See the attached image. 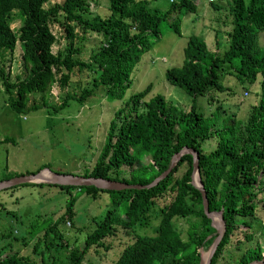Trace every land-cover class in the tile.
Wrapping results in <instances>:
<instances>
[{"label":"trees","instance_id":"trees-1","mask_svg":"<svg viewBox=\"0 0 264 264\" xmlns=\"http://www.w3.org/2000/svg\"><path fill=\"white\" fill-rule=\"evenodd\" d=\"M90 1L61 0L44 7L47 0H0V61L6 52L10 57L18 44L23 68L12 81L0 62L2 92L14 112L39 110V105L27 106L30 96L46 94L54 82L66 85L74 72L83 69L91 73L87 85L78 96L64 94L56 107L43 101L48 114L67 107L68 101L81 105L99 92L105 100L122 99L131 83L132 69L161 36L160 24L165 22L170 32L180 35V16L197 8V0H170L163 11L148 7L156 0H105V10L91 14ZM208 4L213 11L225 10L227 14L223 24L228 28L225 47L221 52L211 51L201 38L191 34L182 49V63L164 73L169 85L190 97L189 108L179 109L161 94L148 98V83L122 100L108 123L92 167L76 175L146 185L168 167L173 154L183 146L195 151L207 209L220 212L224 221V234L210 259V264H219L234 230L252 227L257 218V194L264 189V45L259 44V34H264V0H224L222 4L209 0ZM13 11L19 20L15 30L10 27L15 20ZM53 23L61 27L63 39L68 41L55 53L51 51ZM213 30L216 34V28ZM86 33L98 34L101 39L82 59L78 55ZM216 47L219 43L215 39ZM230 77L245 80L244 96L250 93L246 86L257 82V102L243 119L237 118L236 111H227L214 93L232 94ZM205 95L206 102L216 103L207 117L195 103L197 97ZM238 104L236 97L233 105L236 108ZM211 138L216 140L215 147L205 151L203 145ZM191 171L192 157L185 153L163 179L148 188L105 190L56 185L67 194L64 212L40 226L24 227L20 235L9 225L0 233V264H82L90 248L94 255L101 252L100 258L102 252L109 251L113 245L108 239L118 232L127 241L108 264H199V249L207 248L216 233L202 211L199 190L191 184ZM72 189L75 193H70ZM100 193L107 194L108 207L90 230L73 236L71 245L59 225L72 223V207L79 195L95 199ZM0 214L14 216L1 202ZM177 219L184 220L187 227L175 226ZM154 220L156 225L151 228ZM148 227L153 234L146 233ZM252 237L251 233L244 234L245 241ZM10 240L24 244V251L13 248ZM58 248L64 253L60 255ZM255 260L264 261L257 242L242 250L234 264Z\"/></svg>","mask_w":264,"mask_h":264},{"label":"rangeland","instance_id":"rangeland-1","mask_svg":"<svg viewBox=\"0 0 264 264\" xmlns=\"http://www.w3.org/2000/svg\"><path fill=\"white\" fill-rule=\"evenodd\" d=\"M60 1L47 0L43 6L48 7ZM223 2L224 0H220L221 4ZM195 3L197 8L194 13L180 16V35L170 32L165 22L160 24L161 36L140 57V60L132 69L130 73L131 83L123 91L122 99L105 100L99 92L89 97L81 105L68 101L67 107L56 114H48L43 106V101L56 107L61 103L64 94L70 93L78 96L81 88L87 85L91 73L87 69H83L80 72H74L66 85L59 86L57 82H54L46 94L30 96L27 106L36 104L40 106L39 110L19 114L9 107L2 92L3 87L0 84V181L7 177L12 178L30 174L39 167H45L56 173L69 174H79L84 168L90 169L104 142L108 123L116 108L121 106L122 100L130 94L142 90L148 83H151L148 98L155 94H161L169 103L179 109L187 110L191 101L190 97L180 88L171 86L166 82L165 70L169 67L179 66L182 63V49L189 35L195 34L201 38L209 50L221 52L226 45L225 31L228 29L227 26L223 25L227 21L225 10L213 11L208 4L209 0H197ZM169 4L170 0H156L150 2L148 7H156L163 11L170 6ZM105 8V0H97V3L92 0L89 2L91 14L101 13ZM11 16L16 17L14 11ZM18 23L19 20L15 18L10 24L11 29L15 30ZM214 28L218 31H216V34ZM51 31L55 36L51 51L55 53L65 48L68 41L63 39L64 32L57 23L51 24ZM84 37L80 44L81 54L78 55L82 59L87 58L89 51L97 47L98 41L101 39V36L95 33H86ZM215 39L219 43L218 48H215ZM259 44L264 45V34H259ZM0 62L4 70L8 71L12 81L15 74L22 73L23 68L18 44H16L11 56L9 57L6 52ZM229 80L232 81L233 95L227 91L229 96L226 92H214L215 96L219 100H223L227 111L230 113L236 111L237 118L243 119L249 113L250 107L257 102V96L254 93L257 91V82L246 86L250 93L244 96L245 88L242 89V87L245 85V80L237 81L231 77ZM212 96L214 97L213 94ZM236 97L241 105L238 104L235 108L233 101ZM206 99L207 95L199 96L196 98L195 103L198 111H201L203 116L207 117L216 103L209 100L206 102ZM142 110V108H139V111ZM215 142V138L205 142L203 145L205 151L213 149ZM124 175L127 176V174ZM262 179L264 181V178ZM32 184L28 183L15 188L0 190V202L4 204L6 209L12 210L14 213L11 218H9V215L5 218L0 214V233L10 225L11 228L17 230L16 234L20 235L24 227L30 224L35 227H37V224L40 226L44 221L54 220L64 212V205L67 200L66 192L52 184ZM70 193H75V191L72 189ZM255 203L257 218H255L252 227L246 229L243 226H238L234 230L229 244L218 258L219 264H234L240 252L253 242L260 245L264 256V189L257 194ZM108 205L109 199L105 193L98 194L95 199L87 194L79 195L72 207L73 217L71 219L73 224L69 221L64 226L59 225L58 227L64 236L63 238L73 245V236H82L83 233L90 230L93 227V222L102 215ZM192 220L190 219V221ZM183 222L182 219L173 221L175 226L182 225L186 228L187 224ZM154 225H156V220L151 222V228ZM151 228L148 227L145 230L147 234H153ZM249 233L253 235L250 242L244 239V234ZM122 234V232H118L114 237L108 239V241L111 239L113 246L109 251L102 252L101 258L97 257L101 252L94 255L93 250L90 248L82 264H108L109 258L117 253L123 243L127 241V238ZM10 242L13 244V248H18L21 252L24 251V244L11 240ZM209 246L199 249L202 260L205 259ZM58 250L60 255L64 253V249L58 248ZM53 254H56L54 250Z\"/></svg>","mask_w":264,"mask_h":264},{"label":"water","instance_id":"water-1","mask_svg":"<svg viewBox=\"0 0 264 264\" xmlns=\"http://www.w3.org/2000/svg\"><path fill=\"white\" fill-rule=\"evenodd\" d=\"M185 153L190 154L192 157L191 184L199 190L201 196L202 211L204 215L210 220V225L215 229V233H216L213 241L209 246L205 259L202 260L200 256V260H199V264H210V259L214 254V251L224 234V228H225L224 221L222 219V215L220 212L208 211L206 195L198 176L197 153L187 148L186 146H183L178 152L173 154L168 167L146 185H136V184L133 185V184L122 183L119 181H112L109 179L99 178V177H83L76 174L56 173L49 171L46 168H43L37 171L36 173H30V174L15 176L12 178L1 180L0 190L24 183H46V184L70 185V186H94L98 189H105V190H120L125 188L127 189L148 188L150 186L155 185L160 179H163L170 171V169L174 166L178 158ZM42 170H47L50 174V177L42 178L40 175V172ZM194 175L197 183L194 182ZM214 216H216L217 219L214 220ZM248 264H264V261L255 260Z\"/></svg>","mask_w":264,"mask_h":264},{"label":"bare ground","instance_id":"bare-ground-1","mask_svg":"<svg viewBox=\"0 0 264 264\" xmlns=\"http://www.w3.org/2000/svg\"><path fill=\"white\" fill-rule=\"evenodd\" d=\"M40 175H41L42 178H48V177H50V174H49V172L47 170H42L40 172ZM194 182L197 183L196 178H195V175H194ZM215 219H217L216 216H214V220Z\"/></svg>","mask_w":264,"mask_h":264}]
</instances>
